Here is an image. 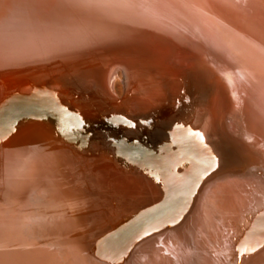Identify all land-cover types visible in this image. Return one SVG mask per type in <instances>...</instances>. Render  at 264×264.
I'll return each instance as SVG.
<instances>
[{
    "label": "bare ground",
    "instance_id": "obj_1",
    "mask_svg": "<svg viewBox=\"0 0 264 264\" xmlns=\"http://www.w3.org/2000/svg\"><path fill=\"white\" fill-rule=\"evenodd\" d=\"M227 1L244 5L264 23V0H0V103L13 93L30 94L29 81L38 88L36 94L56 87L41 85L43 78L72 72L73 85L92 96V105L81 103L80 114L89 112L88 120L98 122L117 108L128 107L146 117L161 110L160 124L166 121L167 127L175 117L186 115L178 108L190 109L183 74L168 62L175 53L171 44L177 54L184 50L192 57L200 52L224 54L225 62L261 67L264 76V40L255 30L241 27L237 14L225 10ZM257 86L220 93L215 110L234 117L238 115L234 103L247 102L253 108L248 119L264 127V84ZM178 97L184 98L175 101ZM67 110L68 115L73 112L69 106ZM205 111L200 125L176 135V156L183 157L178 163L184 174L172 178L171 205L143 219L146 225L139 230L169 216L178 218L131 246L135 240L117 260L234 263L229 230L258 203L255 193L264 199V188L255 178L218 180L203 185L196 201L188 205L189 188L199 183L206 168L240 164L238 156L223 151L224 141L214 138L215 126ZM70 130L52 114H33L16 119L1 134L0 214L7 225L18 228L12 231L14 239L0 235L5 239L0 264H108L94 254L96 238L161 196L153 179L118 165L120 160L99 130L88 132L90 138L102 140L88 141L84 147L77 146ZM147 132L151 143L168 140L159 129ZM140 133L131 131L128 140L139 139ZM121 154L127 161L134 158L131 152ZM141 154L156 168L167 170L173 164L168 157ZM162 173L164 181H171ZM140 224L144 223L136 226ZM263 241L264 217L247 238L253 247ZM146 252L151 255L144 256Z\"/></svg>",
    "mask_w": 264,
    "mask_h": 264
},
{
    "label": "water",
    "instance_id": "obj_2",
    "mask_svg": "<svg viewBox=\"0 0 264 264\" xmlns=\"http://www.w3.org/2000/svg\"><path fill=\"white\" fill-rule=\"evenodd\" d=\"M225 10H230L234 14L236 13L240 22L243 23L240 24L241 27L246 25L247 28L255 30L258 36L264 40V23L253 12L245 8L244 5L227 1L225 3ZM235 19L234 21H236ZM245 36L248 35L245 34ZM171 47L170 51L171 49L175 50V53H171L168 62L169 65L179 69L183 74V79L181 76L179 78L183 81V94L186 100L190 102V109L178 108L179 111H184L186 115L175 117L169 122L167 127L165 126L167 124L166 121L162 125L160 124L163 121L158 116L164 115L160 113L161 110H159V113L153 111L151 115L146 117L135 114L128 107H119L116 111L105 116L106 118L101 117V119H98V122L88 120L90 116L89 112L86 113L84 111V115L80 114L81 103L92 105L90 101L92 96L85 91H80L79 88L73 85L74 74L72 72H66L61 76L53 73L50 78H43L39 81L41 85H45L46 87L55 85L56 87L53 89L47 88L46 91L36 94L35 89L38 88L35 87L33 81H29L32 86L30 94L22 96L13 93L6 101L0 103V134L6 131L13 121L25 115L35 114L46 116L47 114H52L63 123L68 124V129L71 128L70 132H74V139L78 147L88 146L86 144L88 141L89 143L91 141L95 143L96 141L100 142L102 140L100 137L90 138L92 132L91 134L88 132L92 129L99 130L104 135L103 137L108 142L109 147L114 150L113 154L115 158L120 160L118 162L119 166L124 167L126 170L137 169V172H141L159 184L162 193L157 201L131 212L120 223L114 225L112 229H109V231L96 238L93 251L96 258L104 263L125 264V262L120 259L117 260L116 258L120 257L122 252L131 243L136 240V243L134 242L131 245L134 246L141 240H144L145 237L143 236L150 234L154 230L157 231L164 228L171 220L178 218L169 216L151 226L147 225L146 228L139 230L146 225L143 219L160 210H165L171 205V198L175 195L172 188L173 179L177 180L184 174V166L178 163L183 157L176 156V135H182L190 131L191 128H194V124L199 123L200 125L206 109H208L207 120L215 126L216 132L214 138L216 139L217 137L221 141H224V146L221 144L223 151L228 150V154L238 156L237 158H239L238 161L240 160V164L233 167H215L217 164H213L215 166L206 168L204 170L205 173L199 178V183L195 186L192 185V187H190L192 180L190 178L187 181L191 193L188 205L190 206V202L196 201L197 198L195 199V196L201 190H204L201 188L203 185L208 183L211 185L218 180H227L233 177L255 178L264 188V160H262V151H264V127L256 121L248 119L253 111L252 106L250 107V104H247V102L237 101L234 103L239 115V117H237L238 115L234 116L235 118L233 115H225V113L219 114L214 108L218 105L219 101H217V97L222 92L225 93L231 89H238L240 91V88L248 89V87H258L257 85L260 83L264 84V78L260 79L264 77L261 75L262 68L248 64H241V66L227 63L225 62L224 54L213 55V53L207 52L197 54L194 51L197 56L192 57V55L186 54L188 52L184 50L181 52L182 54H177L176 46L171 44ZM173 54L177 56L174 57ZM198 56L199 58H197ZM65 76L68 80H64ZM20 80L25 79L20 78ZM35 83L37 86L40 84ZM162 88L165 91L168 85ZM183 98L178 97L175 101L179 102ZM66 106H69L73 111L70 115L67 114L69 111H66ZM109 109L111 111L113 110L112 107H109ZM91 112H94V110L91 109ZM232 121L236 122L234 126L231 125ZM148 129L161 130L166 134L168 140L166 139L167 141H161L160 143L153 141L151 143L149 140L151 133L147 132ZM131 131L141 132V136L138 137L139 139L133 141L128 140V135ZM88 138L90 139L88 140ZM122 152H131L134 158L127 161L121 154ZM141 153H149L158 157H168L170 160H173V164L167 170H163L161 167L156 168L155 166L147 164V161L142 158ZM250 155L253 156L249 158L248 156ZM169 156H172V159ZM184 163L189 168L185 160ZM256 167V171L251 170ZM161 173L170 177L171 181H164ZM254 196L260 199L258 203L251 205L249 210L243 213L241 223L229 230L230 244H233L234 249L233 264H262V258H264V241L255 247L247 242L248 236L255 227V222L264 217V199L258 193H255ZM139 222H143L144 224L136 226ZM17 228L18 226L14 224L7 225L2 214H0V235L5 234L8 240L11 237L14 239L12 231H17ZM166 230L172 231V229ZM4 241L5 239L3 241L0 240V246ZM148 255H151V253L146 252L144 254V256ZM114 261L117 263H113ZM0 262H2L1 259Z\"/></svg>",
    "mask_w": 264,
    "mask_h": 264
},
{
    "label": "rangeland",
    "instance_id": "obj_3",
    "mask_svg": "<svg viewBox=\"0 0 264 264\" xmlns=\"http://www.w3.org/2000/svg\"><path fill=\"white\" fill-rule=\"evenodd\" d=\"M113 85H114L113 90L115 91L116 95L118 96L119 95V83H118V81H115ZM0 137H2L1 134H0ZM0 140H1V138H0Z\"/></svg>",
    "mask_w": 264,
    "mask_h": 264
}]
</instances>
